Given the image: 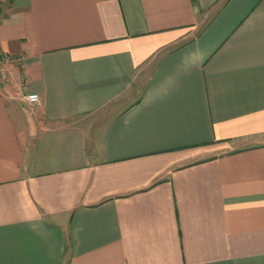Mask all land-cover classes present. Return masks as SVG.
<instances>
[{
	"label": "crops",
	"instance_id": "1",
	"mask_svg": "<svg viewBox=\"0 0 264 264\" xmlns=\"http://www.w3.org/2000/svg\"><path fill=\"white\" fill-rule=\"evenodd\" d=\"M0 264H264V0H0Z\"/></svg>",
	"mask_w": 264,
	"mask_h": 264
},
{
	"label": "built area",
	"instance_id": "2",
	"mask_svg": "<svg viewBox=\"0 0 264 264\" xmlns=\"http://www.w3.org/2000/svg\"><path fill=\"white\" fill-rule=\"evenodd\" d=\"M27 100H28L29 103L34 104V105L40 103V97L37 94H30V95H28L27 96Z\"/></svg>",
	"mask_w": 264,
	"mask_h": 264
}]
</instances>
